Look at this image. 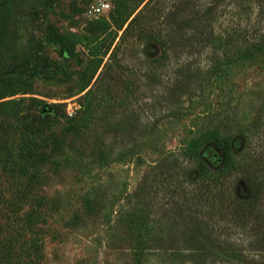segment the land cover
I'll use <instances>...</instances> for the list:
<instances>
[{
    "label": "rangeland",
    "instance_id": "rangeland-1",
    "mask_svg": "<svg viewBox=\"0 0 264 264\" xmlns=\"http://www.w3.org/2000/svg\"><path fill=\"white\" fill-rule=\"evenodd\" d=\"M139 1L0 0V264H264L246 174L199 164L223 156L201 140L221 124L264 186V55L219 77L222 51L169 46L184 19L164 47L127 29L146 3L161 28L173 3ZM236 198L257 216L241 225Z\"/></svg>",
    "mask_w": 264,
    "mask_h": 264
},
{
    "label": "trees",
    "instance_id": "trees-1",
    "mask_svg": "<svg viewBox=\"0 0 264 264\" xmlns=\"http://www.w3.org/2000/svg\"><path fill=\"white\" fill-rule=\"evenodd\" d=\"M143 1H139L135 10L139 8ZM147 6L148 3L137 11L131 18L127 29L135 24L136 27H140L141 29H139V34L159 42L164 47L166 46L165 42L167 38H163L162 40L161 34L170 36L173 32L178 31L172 25L176 24L178 19H184L190 29L184 30L186 26L181 25L182 31L179 30L180 32H178L179 38L177 43L169 46L173 48V52L180 55L202 52L203 49L210 47L211 61L215 59L218 51H222L225 59L214 60L211 62L209 69L212 72L214 71L215 74H219V77L224 74L228 67H231L234 60L252 59L264 55V0H173L171 7L167 10L166 16H164V21H161V25L163 26L159 29H154V26L148 28L144 25L152 19L149 18L147 11H145ZM253 13H255V16L252 21ZM223 16L230 18L229 24L222 30L217 31L216 25L218 24V27H222L223 25ZM166 26L170 28V31ZM186 69L183 71H186ZM227 120H229L228 117H225L221 122L227 125ZM222 128L220 124L204 129V133L201 136L203 143L208 145V149L214 150V147L221 149L223 156L220 157L216 153L217 151H214V157L208 159L212 163L210 167H208L205 159L201 158L199 160L200 169L217 173V175L211 176L217 179L220 178V175L229 174L230 171L225 172L228 166H231V170L232 167L243 170L248 180L249 202L247 204L251 207L258 203L264 204V186L262 187L261 182L258 181L257 167L253 169L254 167L252 168V162L250 161L242 163L239 157L240 153L234 151V147L231 144L232 135L229 131L228 133L224 132ZM246 129V127L240 129L239 134L249 146L251 137L246 135ZM249 158L251 157L249 156ZM216 181L218 183L220 179H215L214 182ZM214 182L212 181L211 183ZM211 194L213 193L211 192ZM212 198L215 200L214 196ZM241 204L242 202L236 198L232 207L235 209L230 214L235 216L242 225L250 217L257 215L254 213H239L237 207H240ZM211 235V232L205 234L209 238H212L210 237ZM212 240H214L212 243L216 244L221 239L213 237ZM205 249L209 255H221L223 252L224 254L227 252V248H224L222 245H219L217 249L220 254L211 248L207 247Z\"/></svg>",
    "mask_w": 264,
    "mask_h": 264
},
{
    "label": "built area",
    "instance_id": "built-area-1",
    "mask_svg": "<svg viewBox=\"0 0 264 264\" xmlns=\"http://www.w3.org/2000/svg\"><path fill=\"white\" fill-rule=\"evenodd\" d=\"M110 8L108 3H101L100 6L96 7L95 10L97 13H103Z\"/></svg>",
    "mask_w": 264,
    "mask_h": 264
}]
</instances>
